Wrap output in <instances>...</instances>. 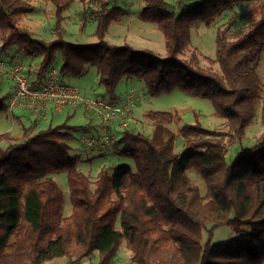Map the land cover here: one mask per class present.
Instances as JSON below:
<instances>
[{
    "label": "trees",
    "instance_id": "trees-1",
    "mask_svg": "<svg viewBox=\"0 0 264 264\" xmlns=\"http://www.w3.org/2000/svg\"><path fill=\"white\" fill-rule=\"evenodd\" d=\"M56 7V30L74 0H43ZM97 5V42L72 43L62 35L48 42L21 31L19 21L36 7L27 0H0L2 49L17 47L30 57L41 56L34 78L60 54L59 74L82 78L96 66L98 82L108 101L116 102L124 79L140 78L152 97L178 89L191 97L207 99L215 116L226 121V131L204 128L199 122L176 125L178 113L149 110L151 136L127 128L115 145V155L135 162L131 166H104L93 181L71 157L74 133L80 129L64 122L35 134L16 137L0 134V264H48L68 258L74 264L98 253V264H114L123 246L135 264H264V132L260 142L227 162L230 144L246 136L262 102L264 85L258 73L264 54V5L246 32L229 40V28L216 37V58L201 67L197 54H180L192 44L198 22L211 25L219 17L252 0H200L180 15L164 11V0H143L140 16L164 34L167 55L158 56L105 38L114 22L127 14L118 0H91ZM83 15L82 23L86 24ZM0 98V112L4 100ZM185 150L176 152L179 137ZM8 145H4V143ZM93 160V159H92ZM194 170L206 184V194L189 178ZM67 173L72 213L64 214L66 195L53 175ZM229 227L236 238L213 244L214 233ZM205 233L209 239L205 241Z\"/></svg>",
    "mask_w": 264,
    "mask_h": 264
},
{
    "label": "rangeland",
    "instance_id": "rangeland-1",
    "mask_svg": "<svg viewBox=\"0 0 264 264\" xmlns=\"http://www.w3.org/2000/svg\"><path fill=\"white\" fill-rule=\"evenodd\" d=\"M32 3L36 10L23 17L19 21L21 31L32 34L36 40H44L46 42L62 35L66 40L72 43L92 44L97 42V38L93 36L96 30V9L98 8L91 0H74L73 4L64 12L65 20L61 24V31L56 30V7L52 3H45L43 0H27ZM164 11L180 15L185 9L195 6L200 0H164ZM120 5L127 10L126 16L119 22H114L107 34V41L112 45L122 46L128 44L135 49L150 50L158 56L164 57L167 55L164 34L160 31L157 25L147 23L141 19L140 13L144 8L143 0H118ZM264 5V0H252L248 3L236 7L232 11L224 13L211 25H206L203 22H198L192 29V44L184 50L180 57L190 59L192 54H197L201 67L219 69L218 65L210 63L209 59L216 58V37L220 28H229V40H235L240 32H246L250 24L257 18L256 9ZM83 15L86 16V24L82 23ZM3 41L0 40V64L3 62L5 67L14 65L23 66L27 73L34 78V72L40 65L41 56L30 57L21 53L18 48L12 47L7 51L2 49ZM62 63L61 55H57L55 64L50 69L60 70ZM1 67V65H0ZM259 76L264 85V54L261 57L259 68ZM66 82L74 87H77L81 94L92 99L109 100L105 89L98 82L97 67L89 68L88 73L82 78H66ZM15 82L7 75L6 71L0 69V98H5L12 94L15 90ZM140 98L133 109L134 113L129 118V127L127 128L133 134H144L151 136L153 134L154 125L145 120L144 115L149 110L168 111L178 113L181 121L176 126L180 128L184 124H195L199 122L204 128L215 131H226L227 125L224 119L215 116V108L211 101L191 97L186 93L176 89L170 94H164L157 97H152L148 94L144 82L140 78L133 77L131 80L124 79L117 88L118 96L123 99L131 91ZM125 101V100H124ZM119 104H124L119 102ZM16 109L14 113L17 111ZM66 110V109H65ZM64 110V111H65ZM75 116L66 117V113L55 115L52 122L45 121L38 129H47L50 125H59L68 122L69 125L78 127L74 133L71 157H80L79 168L85 174H90L94 181L104 166L126 164L135 168V162L128 158L114 156L113 160H97L90 159L94 154L91 151L83 152L82 136L84 133L95 136L89 127L91 124L98 126L99 119L92 111H87L83 106L77 108ZM63 111V112H64ZM262 102L260 103L257 115L246 130V136L237 141L234 145L229 143V138H226L227 145V162L231 164L235 157L242 151H246L254 147L263 137L264 128L261 123ZM7 113L10 119H7ZM16 114V113H15ZM12 115L4 110L0 112V134L5 133L13 127ZM94 120V121H90ZM112 132L119 138L122 134L119 132L117 122L111 123ZM115 127V128H114ZM177 127H172L171 130L179 137L176 140V152L182 154L185 150V140L180 136ZM100 128V125H99ZM38 130V131H39ZM8 145V143H4ZM116 145V144H115ZM115 145L113 149H115ZM98 149V148H97ZM96 149V150H97ZM94 151V150H93ZM90 159V160H89ZM189 178L197 185L202 194H206V184L201 177L194 171L188 172ZM56 182L66 195V204L64 214L66 217L71 209L68 177L67 173L53 175ZM70 216V215H69ZM236 238V233L229 227H221L215 231L212 239L213 244H225ZM209 239L205 233V241ZM82 264H98V253H94L90 258L81 262ZM48 264H74L68 258H58ZM114 264H135L132 262V253L126 247V244L120 248Z\"/></svg>",
    "mask_w": 264,
    "mask_h": 264
},
{
    "label": "built area",
    "instance_id": "built-area-1",
    "mask_svg": "<svg viewBox=\"0 0 264 264\" xmlns=\"http://www.w3.org/2000/svg\"><path fill=\"white\" fill-rule=\"evenodd\" d=\"M0 69L15 82V90L9 96L5 107L10 115L16 109H27L38 118L47 119L54 113H62L67 108L83 106L85 110L92 111L100 120L101 134L92 136L84 133L82 148L84 153L95 149L111 150L118 141L115 133L110 131L111 123L117 122L122 129L129 127V118L132 115L138 96L132 91L127 95L124 104H118L106 99H92L83 96L77 87L69 85L62 80L59 70L48 69L44 72L41 83L33 86L27 70L23 66L14 65Z\"/></svg>",
    "mask_w": 264,
    "mask_h": 264
},
{
    "label": "crops",
    "instance_id": "crops-1",
    "mask_svg": "<svg viewBox=\"0 0 264 264\" xmlns=\"http://www.w3.org/2000/svg\"><path fill=\"white\" fill-rule=\"evenodd\" d=\"M105 40L107 41V35H106ZM127 80H131V79H127ZM132 91L130 92V94L132 93ZM10 93L7 96V98L4 100V106L6 105L7 100L9 98V96L11 95ZM117 97L118 98L116 100V103H118V104H119V102L125 103L126 98H127V96H126L125 98L121 99L118 96V94H117ZM139 99L140 98H138V100ZM138 100L136 101V104H137ZM136 104H135V106H136ZM77 108H67L64 112L59 113V115L67 112L66 113V117L75 116V114L78 111ZM5 110L7 111V108L6 107H5ZM15 113L12 116V118H13L12 121H13V124L14 125H13V127L10 130L9 129L6 130V132L12 133L17 138L18 137H25L27 134H35L36 132H38V130H39L38 128L42 126V123L43 122H45V121H48V122L51 121L52 122V120L55 117V115L53 116V114H58V113L52 112L47 119H43V118L36 117L29 110L23 109V108L22 109H18ZM133 113H134V111H132V114ZM7 119H10L8 113H7ZM90 121H94V120H90ZM98 124L100 125V128H99V125L98 126L97 125L94 126V124H91L90 127H89L91 130H93V132H90V133H96L95 134L96 136H98L99 134H101V124H100V120H99V123ZM117 125L119 127V130L122 129L121 126L119 125V123H117ZM111 130H112V127L110 126V131ZM91 152L94 153L90 157V159H93V161L103 160V159L104 160H106V159L113 160V157L115 156V149H111V150H102V149H97L96 150L95 149L94 151H91ZM70 208L71 209L68 211V213H66L68 216L71 215V213H72V209H73L72 206Z\"/></svg>",
    "mask_w": 264,
    "mask_h": 264
}]
</instances>
